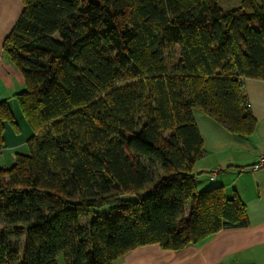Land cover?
Wrapping results in <instances>:
<instances>
[{
    "label": "trees",
    "instance_id": "1",
    "mask_svg": "<svg viewBox=\"0 0 264 264\" xmlns=\"http://www.w3.org/2000/svg\"><path fill=\"white\" fill-rule=\"evenodd\" d=\"M22 2L4 51L34 135L0 166V225L28 243L21 258L0 235V264H114L248 224L240 198L197 189L193 111L252 133L242 84L264 79V0ZM6 123L19 131L9 99L0 151Z\"/></svg>",
    "mask_w": 264,
    "mask_h": 264
},
{
    "label": "crops",
    "instance_id": "2",
    "mask_svg": "<svg viewBox=\"0 0 264 264\" xmlns=\"http://www.w3.org/2000/svg\"><path fill=\"white\" fill-rule=\"evenodd\" d=\"M15 1L23 10L22 0ZM241 1L222 0L226 7H236ZM11 5L0 0L1 19L8 21L7 29L0 35V100L10 99V92L18 84L24 83L25 87L23 74L4 53L5 38L22 13L21 10L15 21ZM242 90L254 117L251 134L233 132L202 110L193 111L205 149L193 173L199 191L222 186L228 198H240L246 206L248 224L224 227L180 250L165 249L159 244L140 246L114 264H264V167L256 171L250 169L258 155L264 152V79H246ZM6 128L7 123L4 138ZM15 133L21 134L20 126Z\"/></svg>",
    "mask_w": 264,
    "mask_h": 264
},
{
    "label": "rangeland",
    "instance_id": "3",
    "mask_svg": "<svg viewBox=\"0 0 264 264\" xmlns=\"http://www.w3.org/2000/svg\"><path fill=\"white\" fill-rule=\"evenodd\" d=\"M4 1H6L7 4H13L11 6H13V13L15 16V21H16L17 19L16 17L20 15L22 8L21 9L19 8L15 0L14 2L13 0H4ZM7 24H8V21L6 22L5 19H1V16H0V35L4 33L5 30L7 29L8 27ZM0 44L2 45V40ZM5 55L8 57L9 62H12V60L6 53ZM13 89L14 91L12 90L13 92H10L9 94L10 96H8L10 97L9 103H10L13 113L15 114L17 118L19 126L21 128V134L17 135V133H15V131L13 130L12 126L9 123H7V128L5 132V145L0 151V166L6 167V168H10L15 164L17 153L29 154L30 147L27 141L34 135V131L32 127L29 125L28 121L26 120V118L24 117L21 111L19 101L15 98V96H12L14 95L13 93H18L22 89H24V83L22 85L18 84ZM82 221H83V224L87 223L86 218H83ZM4 227H5L4 224L0 225V235L2 239L6 243H8L12 248L17 250L20 253V256L22 258L24 256L25 249L28 243V236H27L26 231L22 230L19 233H7L5 232Z\"/></svg>",
    "mask_w": 264,
    "mask_h": 264
},
{
    "label": "built area",
    "instance_id": "4",
    "mask_svg": "<svg viewBox=\"0 0 264 264\" xmlns=\"http://www.w3.org/2000/svg\"><path fill=\"white\" fill-rule=\"evenodd\" d=\"M263 167H264V152L258 155L256 162L252 164V166H250V169L256 171ZM215 174L216 172L212 174V178H214Z\"/></svg>",
    "mask_w": 264,
    "mask_h": 264
}]
</instances>
